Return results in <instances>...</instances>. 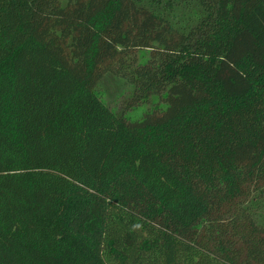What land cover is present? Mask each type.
I'll use <instances>...</instances> for the list:
<instances>
[{
	"label": "trees",
	"instance_id": "16d2710c",
	"mask_svg": "<svg viewBox=\"0 0 264 264\" xmlns=\"http://www.w3.org/2000/svg\"><path fill=\"white\" fill-rule=\"evenodd\" d=\"M194 1L0 0V264H264V0Z\"/></svg>",
	"mask_w": 264,
	"mask_h": 264
},
{
	"label": "rangeland",
	"instance_id": "374dc122",
	"mask_svg": "<svg viewBox=\"0 0 264 264\" xmlns=\"http://www.w3.org/2000/svg\"><path fill=\"white\" fill-rule=\"evenodd\" d=\"M189 5L179 4L178 0H145L146 4L156 10H168L165 6L168 2L170 5H176L175 14L172 17L178 25L188 24L194 21L193 11L197 8L194 0H187ZM192 9V10H191ZM172 15V14H171ZM191 16V17H190ZM98 91L105 100L118 112L121 113L125 107V101L131 91V85L122 77L113 73H106L98 83Z\"/></svg>",
	"mask_w": 264,
	"mask_h": 264
}]
</instances>
